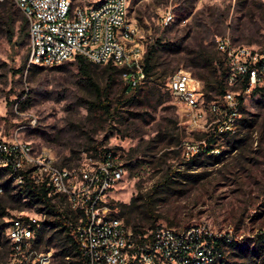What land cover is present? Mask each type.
Masks as SVG:
<instances>
[{
    "label": "rangeland",
    "instance_id": "obj_1",
    "mask_svg": "<svg viewBox=\"0 0 264 264\" xmlns=\"http://www.w3.org/2000/svg\"><path fill=\"white\" fill-rule=\"evenodd\" d=\"M72 1L90 6L100 0ZM131 5L144 33L145 58L154 52L153 74L140 87L126 90L121 74L109 79L99 66L93 73L98 94L76 61L28 67L29 41L22 44L19 34L22 11L8 0L6 10L14 19L0 26V140L46 148L65 166L99 159L105 150L117 152L126 172L108 195L110 212L141 225L144 233L165 226L232 228L242 246L229 248L227 264H264V241L259 243L264 235V78L261 91L241 93L239 116L228 120L234 129L223 132L208 105L206 120L192 119L166 88L179 70L204 78V92L210 82L224 84L229 71L224 43L264 55V0H132ZM167 14L173 18L165 23ZM214 97L218 100L212 102L224 108L223 97ZM213 137L216 149L197 152L192 160L185 143L205 147ZM168 175L174 180L164 184ZM8 190L0 195L8 212L0 225L42 217L38 205L20 200L10 183ZM133 197L139 198L134 205ZM46 238L49 244L40 249H54L50 264L77 262V251L62 229L48 227ZM1 240L6 245L0 246V257L12 263L11 244L6 235ZM256 247L259 253L254 254Z\"/></svg>",
    "mask_w": 264,
    "mask_h": 264
},
{
    "label": "built area",
    "instance_id": "obj_2",
    "mask_svg": "<svg viewBox=\"0 0 264 264\" xmlns=\"http://www.w3.org/2000/svg\"><path fill=\"white\" fill-rule=\"evenodd\" d=\"M28 20V67H54L78 56L95 65L111 64L123 69L124 82L137 88L147 81L144 69V33L131 14L132 0H100L90 6H74L72 0H14ZM164 17L168 23L173 17ZM221 48L229 57L226 109L206 101L202 82L186 70L168 78L166 88L173 99L187 107L192 119L206 120V106L218 115L217 129L233 130L228 120L239 116L241 93L264 78V55L248 47ZM248 79L246 87L238 89ZM188 154L201 145L185 143ZM90 157L88 163L65 166L56 155L32 144L0 140V195L6 193L5 178L16 191L32 182L48 191L54 214L12 219L6 235L12 246V263L50 264L54 249L35 248L33 224L56 220L70 243L80 252L82 264H227L225 254L234 240L233 229L217 232L209 225L176 229L161 227L151 233L137 231L107 205L109 193L126 172L120 155L108 150ZM26 199V198H25ZM43 218V219H42Z\"/></svg>",
    "mask_w": 264,
    "mask_h": 264
},
{
    "label": "trees",
    "instance_id": "obj_3",
    "mask_svg": "<svg viewBox=\"0 0 264 264\" xmlns=\"http://www.w3.org/2000/svg\"><path fill=\"white\" fill-rule=\"evenodd\" d=\"M7 3H8V0L0 1V26L1 25H10L11 22L13 21V19H14L13 13L6 10L7 9L6 8ZM20 21H21L20 29H19L20 39H21L22 44H26V38H28V20L26 19V17H25L23 12H22V14H20ZM155 51H156V49H155ZM153 54H154V52H152V49H151V50H149L147 52V55H146V58H145L144 69H145V72H146V75H147V80H149V78L152 76L153 70H154V67H153V64H152ZM27 60H28V56H27ZM27 60H26V62H27ZM75 61L78 64L80 74L86 78L87 83L89 84V86H91L98 94H100V86L96 83V81L94 79V76H93V73H94L95 69L97 67H99L100 65H95L92 62H90L87 59H85L83 57H80V56H78ZM262 62H264V60ZM104 68H105V71L108 74L109 79L114 78V75H116V74H121L122 75L123 72H124L123 69L114 67L111 64L104 65ZM224 74H225V78H226V81L224 80L225 81L224 84L222 82H220V83H212V82H210V85H208V87H207L208 89L206 88V91L204 92V95H205L206 101L208 103H211L213 100L214 101L218 100L217 98L214 97V93L216 95L220 96V97H223L226 94V92H227V90L229 88L228 87V83H227L228 72L226 71ZM200 79L204 80V78H202V77H199V80ZM247 82H248V79L246 78L241 83V87L242 88L246 87ZM130 88L132 89V87L127 86L126 90H129ZM261 90H262V88L259 87V85L256 86L255 89H254L255 92H259ZM242 105H243V100H242V98L240 96V107H242ZM102 106L105 108L106 111L109 110L108 105H102ZM223 109H226V107L224 106ZM244 122L245 121L243 119H241V123H244ZM216 143H217V140L215 139V137L209 138L208 141H207V145L205 147L202 145L198 152H201L203 150L205 153L208 154V153H210V152H212L213 150L216 149V146H215ZM105 151H108V150H105ZM197 154L193 155L192 160H194V158H195V156ZM173 176L174 175H171V176L168 175L166 177L167 180L165 179V181H164V184H169L171 181H173L174 180ZM5 187H6V191H9L8 190L9 189V182L5 183ZM47 194H48V191L45 188H43V187L39 188L35 184H33L32 182L27 181L25 183V185L19 189V191L16 194V196H18L20 200L22 198H27V200L30 201L31 203H33L35 205H38V207H39L41 212H47L48 215L51 216L52 214H54L53 205H52L51 201L49 200ZM12 196L14 197V195H12ZM138 201H139L138 197H133L132 198L133 205L136 204ZM125 206H127V205H125ZM6 210H7V206L5 205V203L3 201V198L0 197V220H3L4 217L7 216L8 212ZM114 215H117V214H114ZM117 216L123 217L125 219V221L129 225H131L134 229H136L137 231L143 230V227H141V225H139L137 223H135V224L131 223L130 219H126L122 215H117ZM59 225H60V223L58 221H56V220H53V221L49 220V221L42 222L41 226H37L36 224H33V228L35 229L36 235H37V237H36V239L34 241L35 248L40 249V246L42 244L48 245L49 242H50L49 241L50 239L46 238L47 228L48 227L56 228ZM7 226H8V223H5L4 221H2V224L0 225V246L2 245V248H3L4 245H6V243H2L1 242L2 241L1 239L3 238V235L5 233V230H6ZM62 231H63V229H62ZM66 239L70 243L69 238L67 236H66ZM263 241H264V235L261 236V241L259 243H261ZM7 242H9V240ZM241 246H242V244L239 241L234 239L230 243L229 248L239 249V248H241ZM10 247L12 248V246H10ZM73 247L75 248L76 246H73ZM259 247L262 248V245H259ZM259 247H256L254 249V251H253L254 254L259 253V249H260ZM76 251H77L76 253H77V256H78V260H77V262L75 264H82V257L80 255V252L77 249H76ZM1 252L2 251H0V254H1ZM261 252H263V251H260V253ZM2 257L3 256L1 255L0 264H7V261H3Z\"/></svg>",
    "mask_w": 264,
    "mask_h": 264
}]
</instances>
